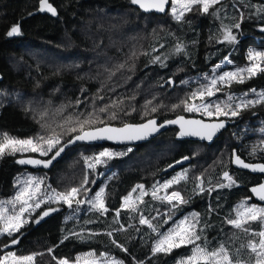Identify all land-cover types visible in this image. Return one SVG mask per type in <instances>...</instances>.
Returning a JSON list of instances; mask_svg holds the SVG:
<instances>
[{
	"label": "trees",
	"instance_id": "obj_1",
	"mask_svg": "<svg viewBox=\"0 0 264 264\" xmlns=\"http://www.w3.org/2000/svg\"><path fill=\"white\" fill-rule=\"evenodd\" d=\"M38 3L39 0H0V142L4 134L28 139L59 133L63 144L79 133L67 129L78 128L77 120L83 121L89 113H94V121L111 125L138 123L152 117L163 121L180 114L191 115L182 106L172 110L192 92L188 83L190 79L204 75L226 56L231 65L242 66L247 62L245 52L248 48L264 51V31H261L264 18L256 13L255 7L264 5V0H223L222 5L217 6L224 9L222 21L211 14L193 11L186 15L183 23H177L169 10L159 15L144 13L130 0H49L56 7L57 16L39 13ZM241 12L248 18L240 29H233L237 42H217L222 40L221 22L225 25L237 22ZM17 24L22 35L7 37V31ZM209 37L215 39L210 41ZM177 42L187 46L186 54L169 55ZM156 55H169L164 66L151 63V57ZM119 65L124 67L117 70ZM169 78L173 87L168 83ZM261 87H264V73L246 79L242 84L232 83L226 89L235 93ZM77 101L81 103L77 104ZM114 101L119 107L99 111ZM149 101L151 103L147 104ZM152 107L157 111L152 112ZM112 112L116 113L117 119H111ZM262 118L264 104H257L230 119L234 123L210 144L177 140L175 128H168L156 137L132 146L131 152L109 163L116 172L105 186L107 214L89 211L76 220H62L61 210L52 212L39 223L26 224L21 230L22 235L0 236V256L8 250L17 255L43 253L36 257L35 264H56L53 256L73 261L79 253L92 250L97 254L115 255L128 264H174L180 256L189 255L190 248L181 247L169 255H153V231L148 225L139 224V214L121 210L118 222L114 221V216L122 198L136 183L145 180L149 184L153 175L159 177L173 171L168 170V166L183 157H189L181 167L188 169V179L169 191H179L189 202L176 212L200 214L202 224L209 225L203 235L210 248L217 247L221 240L239 248L251 237L224 221L233 218L235 203L250 197V187L257 182V177L233 167V150L243 159L245 155L239 151L240 145L232 135V128L245 123L257 125L256 121ZM101 125L96 123L94 126ZM104 147L121 146L77 144L69 147L49 170H31L16 163L19 156L41 157L38 153L6 154L0 158V199L12 193L16 177L26 171L45 175L51 188L57 192L80 187L85 177L82 157ZM258 161L264 162V158L255 160ZM224 171L233 175L237 186L217 189L210 195L194 191L199 183L196 177L203 176L204 187L210 186L209 181L215 186L226 182L222 180ZM87 173L91 181L94 175ZM96 186L87 185L92 191ZM83 195L85 193L81 192L79 198ZM210 205L215 209L211 213L208 211ZM48 206H42L38 214ZM168 207L152 198H145L144 204L140 205L149 219L157 214L156 210L159 211V217L152 221L158 227L163 211ZM250 227L260 230L257 223ZM109 231L113 232L111 237L107 235ZM70 232L82 233L86 237L91 233L97 235L83 240L71 236L64 239ZM17 235V245L3 248ZM113 240L116 244L112 243ZM117 244L127 251H122ZM49 248H53L51 254ZM244 255L246 257L247 253Z\"/></svg>",
	"mask_w": 264,
	"mask_h": 264
},
{
	"label": "snow or ice",
	"instance_id": "obj_2",
	"mask_svg": "<svg viewBox=\"0 0 264 264\" xmlns=\"http://www.w3.org/2000/svg\"><path fill=\"white\" fill-rule=\"evenodd\" d=\"M133 5H138L140 9L145 12L156 11L164 13L166 11V5L169 4V0H130ZM223 0H171L170 15L177 23L185 22L187 14L193 11H199L201 14H211L217 19H221V13L224 11L223 7H217L222 5ZM256 7V13L262 15L264 18V5H258ZM211 10V11H210ZM40 12H47L52 16H57L58 12L49 0H39ZM248 18L244 13H240L239 20L233 24L225 25L221 22V36L222 40H218L219 43L227 42L228 44H234L237 42V35L234 34L233 29H240L243 21ZM235 20V17H232ZM261 31H264V24L261 25ZM7 37H13L22 35L21 27L19 24L13 25L6 33ZM215 37H209V40H213ZM195 43V42H194ZM163 47V45H161ZM187 46L183 42H177L174 47V51L169 55H181L186 54ZM155 51V49H153ZM146 55H149L146 53ZM169 55L160 56L156 55L151 57V63H159L164 66L165 61L169 58ZM248 65L244 68H235L232 71H219L221 64H216L212 68V75H205L202 79L205 83H200L199 87L193 90L190 95L181 102V105H174L172 110L177 107H183L185 111L190 113H202V115L208 117V121L204 119H186L184 116H178L174 120H167L164 123H158L156 119H147L141 124H123L120 127L112 126L110 123H104L103 121H94L92 116L94 113H89L88 118L83 121L77 120L78 128H68L69 132H77L79 134L73 135L66 144H61L62 135L59 133H53L45 136H39L36 138L17 139L9 137L4 134L2 142H0V158L4 155H15L16 153H39L42 156H47L50 152L55 150V154L51 159L41 160L33 158H24L16 161L18 164H31L42 165L48 167L52 162L59 157L65 149L73 143L78 141L92 142L96 140H113L117 142L125 141H139L147 139L149 136L157 133L165 125H178V136H197L201 140L211 141L214 136L223 128L226 127V121L238 117L241 111L254 107L257 104H264V90L257 91L256 89H250L248 92L236 96L234 93H227L224 100L217 99L216 101H210L209 98L216 96L218 92H222L224 88L230 87L232 83H244L246 79H251L257 74L264 73V51L256 49H249L247 53ZM225 63H231L229 58H224ZM123 65H119L117 70L123 68ZM115 73H111L114 75ZM168 83H173L169 79ZM186 83V82H182ZM253 95L254 99H248L249 95ZM103 99V97H100ZM191 101V102H189ZM199 101V103H197ZM80 104L81 101H77ZM150 104L151 102H146ZM109 107H119V103L114 101L111 106L99 109L100 112H107ZM152 112H156L157 108L152 107ZM223 117L224 119H221ZM111 119H117L115 112L111 113ZM96 123L103 124L102 127L94 126ZM264 132V128L260 130ZM131 152L132 149L127 150ZM264 152V140L260 141L258 145H254L250 156H255L257 152ZM125 152H114L111 149H104L98 154L92 157H82L86 168L89 170L96 169L97 165L107 164L108 161L113 158L124 156ZM232 163L242 169H250L252 172L264 174V163H246L240 158L239 155L233 152ZM189 157H183L182 160H188ZM182 161H176V164H180ZM173 167V165H169ZM188 169H183L182 172L177 173L171 179L164 181L162 184L157 182L153 185L151 191V197L153 200H159L162 203L170 205L168 212V219L163 221L167 224L169 220H172L174 213L184 204L189 201L185 200L179 191L168 190L175 184H179L181 181H186ZM199 183L196 185V189L199 194H211L217 189L232 188L237 186V181L234 179L228 171L222 173L221 182L215 186H211L209 181V187L205 188L203 176L195 178ZM95 184V180H89L86 174L80 187H72L66 192H57L55 189H50V186L46 190L42 187L44 185V178L33 177L28 175L26 177H18L15 181L17 191L12 198L6 200H0V236L6 235L11 238L14 234L22 235L23 227L30 223L29 217L35 209L41 208L42 204L49 205L46 210H43L39 218L34 222L39 223L40 219L47 217L52 212L59 211L58 208L51 207L52 202H62L69 209L74 212H79L82 205H87L89 211L105 215L108 213L109 208L106 204V187L101 186L95 191L94 195H88L92 192L89 184ZM164 191V195H159L160 191ZM139 191V195L133 198V193ZM81 192L85 193L84 198H79ZM250 192L258 198L259 201L264 202V182L253 186ZM149 193L145 191L144 185H137L129 192L128 195L122 198L120 208L116 209L114 221L118 222L121 210H128L133 213L139 214V224L148 225V227L158 234V238L152 245L151 252L153 255L157 253H163L169 255L175 249L181 247L191 246V254L177 260V264H264V206L260 204H250L248 201L251 199L245 198L234 210V218H226L224 223L230 225L232 228L243 232L245 235L250 236L246 244H241L239 248L234 247L232 244L221 240L217 247L210 248L208 239L203 233L209 227L208 224H202L199 213H190L188 216H184L182 219L176 221L174 226L168 229L167 232L160 233L159 227L153 224V220L146 217L140 209V205L144 204L143 197ZM157 215L160 213L158 210ZM209 213L215 211L209 206ZM71 218V216L69 217ZM90 222V221H89ZM257 223L260 226L259 231L252 230L250 225ZM123 225H121V229ZM120 229H116L119 231ZM139 230V229H138ZM97 233H91L87 237L82 233L70 232L64 239L76 237L77 239H91L92 236ZM107 235L111 237L112 231L107 232ZM19 243V235L16 238L10 240V244L4 245L3 248L7 249L11 246ZM116 244V241H112ZM122 251H127L122 245H118ZM48 252L51 254L53 248H49ZM244 253H247L245 257ZM43 255V253H32L27 255H17L14 251H7L4 255L0 256V264H35L36 257ZM100 258L96 257L94 252H89L77 256L74 261H70L68 258L57 259L56 264H123V261L116 260L114 257H109L107 253H101ZM143 264V262H139Z\"/></svg>",
	"mask_w": 264,
	"mask_h": 264
},
{
	"label": "rangeland",
	"instance_id": "obj_3",
	"mask_svg": "<svg viewBox=\"0 0 264 264\" xmlns=\"http://www.w3.org/2000/svg\"><path fill=\"white\" fill-rule=\"evenodd\" d=\"M170 8H171V0H170L169 12H170ZM249 49L259 50L257 48H248V50ZM248 50H247V52H245V58H246V60H247ZM231 63H225L224 62V59H222L220 62L217 63V64H221V69L219 71H221V72H223V71H232L235 68H244L246 65H248L249 62L247 60L246 64H244L242 66L231 65ZM213 66L210 67V69L204 75L193 77L192 79H190L188 81L189 85L192 87V91L199 87V84L197 83V81H199L200 83H205V81L202 78L205 75H209V76L212 75V68H213ZM226 88H224L222 92H218L216 94V96L209 98V100L210 101H216L217 99L224 100L225 97H226V94L229 93V91ZM254 89H256L257 91H260V90H264V87L254 88ZM246 92H248V91H246ZM230 93H234V92H230ZM243 93H245V92H235L234 94L236 96H240ZM254 98L255 97L253 95H251V94L248 96V99H254ZM197 103H199V101H197ZM187 113H190V112H187ZM190 114L191 115H196V116H201L203 118L209 119L208 117L202 115V113H190ZM256 123H257V125H249V124L245 123V124H242L241 127L236 126V127H233L232 128L233 129L232 135L237 138V142L240 145L239 151L242 152V154H244L245 157L250 158L252 160H258V159L264 158V152H260V151H258L255 156H250V152L252 151L253 146L254 145H258V143L260 141L264 140V138L261 137V136L264 137V132H261L260 131L262 128H264V118L256 121ZM253 134H256V135H253ZM129 148L132 149V146L104 147V148L98 149V150H96V151H94V152H92V153H90L88 155H85V156L92 157L95 154H98L100 151H103L104 149H111L114 152H125V153H128L127 150ZM40 156L43 157L42 155H40ZM110 161H108L107 164L97 165L96 169H94V170L87 169L86 168V165H85V175L86 174L89 175V173H87V171L93 173L94 177H93L92 180H95L96 181L95 184H97L96 188L91 193L88 194L89 196L90 195H94L95 191L98 190L99 187L106 186V183L108 182V180L110 179V177L115 174L116 168H111L110 167V165H109ZM182 170H183V168L175 169V170L173 169V171H171V172H169V173H167V174H165L163 176H159V177H157L158 174L153 175L152 180H151V182L149 184H146V182L144 180V182H138V183H136L132 187V189L135 188L137 185H141V184L144 185L145 186V191H147L149 194L146 195V196H144L143 199H145V198H150L151 199L152 197H151V194L150 193L153 190V185H156L157 182H159V183L162 184L164 181L171 179L177 173L182 172ZM28 175H32L33 177H42V178H44V185H42V187L45 188L46 190L50 186V184L48 182V179H47V177L45 175L40 174V173L27 172V171L21 173V175H18L16 177L15 181L17 180L18 177H26ZM92 185L94 186V184H91L90 183V186H92ZM50 189H52L51 186H50ZM132 189L129 192H132ZM17 190H18L17 189V186L14 184V190L12 191V193L10 195H8L6 198H2L0 200H6V199H9V198H12L15 195V192ZM171 191H177V190H170V191L168 190L169 193ZM129 192H128V194H129ZM132 195H133V198H135L136 196L139 195V191L134 192ZM159 195H164V191L161 190L160 193H159ZM84 197H85V195H83L82 198H84ZM243 200H245V198L239 200L237 203L234 204L233 211L235 209H237L238 205H240L241 201H243ZM248 202L250 204H252V203L259 204V203H256V202H252L251 200H249ZM44 205H46V204H42L41 205V208ZM50 205H54L53 206L54 208H58L59 210L62 211V220H69V219L76 220L79 217V215L85 214V213L89 212V209H88V206L87 205H82L79 212H74L73 210L69 209L66 205H64L62 202H60V203L52 202ZM260 205L261 206H264L262 204H260ZM168 206L169 207L166 210L163 211V217L160 220V222H161V225L159 227L160 233L167 232L168 229H170V228H172L174 226V223L176 221L182 219L184 216H188L190 213H195L193 211L186 212V213L175 212L174 215H173L172 220H169L167 224H164L163 221L165 219H168V215L167 214L169 212L170 205H168ZM41 208L35 209L33 211L32 216L29 217V219H30L31 222H34L36 219H38L39 215L41 214V212H39V214H38V211ZM70 216H71V218H69ZM153 217H159V216L156 214ZM233 218H234V216H233ZM153 234H154V239H153L152 245L155 242V240L158 238V234L156 232H153ZM152 245H151V248H152ZM186 248H190V253H189V255H190L191 254V246H187ZM8 251H12V250H8ZM89 252H93V251L92 250L84 251V252L79 253L77 256H81L82 254L89 253ZM95 254H96V257H98V258L101 259V261L103 260V258L100 257V254H97V253H95ZM109 257H114L116 260L123 261V264H128L125 260H123L122 258L117 257L115 255L109 254ZM182 257H185V256H180L177 260H179ZM177 260L174 262V264H177Z\"/></svg>",
	"mask_w": 264,
	"mask_h": 264
},
{
	"label": "water",
	"instance_id": "obj_4",
	"mask_svg": "<svg viewBox=\"0 0 264 264\" xmlns=\"http://www.w3.org/2000/svg\"><path fill=\"white\" fill-rule=\"evenodd\" d=\"M137 8H139V6L138 5H135ZM169 6H170V0H169V4L168 5H166V11L164 12V13H166L168 10H169ZM38 9H39V3H38ZM38 9H37V11H38ZM140 9V8H139ZM142 12H144V13H155V14H164V13H159V12H156V11H149V12H145V11H143L142 9H140ZM39 13H41V14H44V13H46V14H48V15H51V14H49V13H47V12H40V11H38ZM2 79V75H1V73H0V80ZM169 79H171V78H169ZM169 79H168V81H169ZM172 80V79H171ZM173 85H174V83H171V87H173ZM178 116H184L186 119H204L205 121H208V119H206V118H203V117H201V116H196V115H184V114H180V115H176L175 117H173V118H168V119H165V120H163V121H159V119L158 118H156V117H152V118H148V119H156L157 120V122L158 123H164L165 121H167V120H174V119H176ZM221 119H224V118H221ZM147 120V119H146ZM146 120H144V121H142V122H138V123H125V124H141V123H144ZM234 122H233V120H227L226 121V127L225 128H223V129H221L217 134H216V136H214L213 137V139L211 140V141H208V140H201L199 137H197V136H184V137H181V136H178L177 135V133H178V131H179V126L178 125H172V124H169V125H165V127H163V128H161L157 133H155V134H153L152 136H149L147 139H144V140H139V141H125V142H117V141H113V140H106V139H102V140H96V141H92V142H85V141H78V142H76V143H73V144H70L66 149H65V151L69 148V147H72V146H75V145H77V144H96V143H107V144H111V145H114V146H135V145H137V144H140V143H143V142H146V141H148V140H150V139H152V138H154V137H156L159 133H161L162 131H165L166 129H168V128H175V130H176V134H175V137H176V139L177 140H184V139H189V140H197V141H199V142H205V143H207V144H210V143H212L217 137H218V135L224 130V129H226L228 126H230V125H232ZM123 125V124H122ZM122 125H112V126H115V127H120V126H122ZM103 125H101V126H97V127H102ZM79 134V133H78ZM75 135H77V134H75ZM68 141V140H67ZM67 141L65 142V143H63V144H66L67 143ZM65 151L59 156V157H57L53 162H52V164L51 165H49L48 167H44V166H42V165H31V164H19V165H21L22 167H25V168H29V169H31V170H39V169H42V170H49L54 164H55V162L58 160V159H60L62 156H63V154L65 153ZM233 152H234V150H233ZM233 152H232V156H231V161H232V159H234V157H233ZM235 153L238 155V153L236 152V150H235ZM55 154V150L52 152V154L50 155V156H48V157H38V156H33V155H22V156H19L18 158H17V160H19V159H24V158H33V159H41V160H47V159H51V157L53 156ZM240 158L242 159V160H244L241 156H240ZM16 160V161H17ZM178 161H182L180 164H176V162H174V163H172L171 165H173V167H169L168 166V170H173V169H178V168H180V167H182L184 164H186L187 162H188V160H182V159H180V160H178ZM245 161V160H244ZM246 163H264V162H261V161H258V162H249V161H245ZM232 163V162H231ZM232 165H233V167L235 168V169H237V170H240V171H245V172H248V173H251V174H254V175H262V176H264V174H259V173H255V172H252L250 169H242V168H239L237 165H235V164H233L232 163ZM261 182H264V180L263 181H261ZM260 182V183H261ZM259 183H257V184H255V185H252L251 187H250V189L253 187V186H256V185H258ZM250 194H251V196L256 200V201H258L259 203H261V204H263L264 205V202H261V201H259L258 200V198H256L255 196H253V194L250 192ZM45 218V217H44ZM43 218V219H44Z\"/></svg>",
	"mask_w": 264,
	"mask_h": 264
},
{
	"label": "flooded vegetation",
	"instance_id": "obj_5",
	"mask_svg": "<svg viewBox=\"0 0 264 264\" xmlns=\"http://www.w3.org/2000/svg\"><path fill=\"white\" fill-rule=\"evenodd\" d=\"M240 156V155H239ZM245 159V161H249V162H255V160H248V158H244ZM181 168V167H180ZM180 168H178V169H180ZM245 172V171H244ZM248 173V172H247ZM250 175H254V174H251V173H249ZM254 176H256L257 177V182L256 183H254L253 185H255V184H257V183H260L261 181H263L264 180V176H262V175H254ZM227 182V181H226ZM225 182V183H226ZM205 188H208V187H205ZM249 192H250V190H249ZM250 197H251V201L252 202H256V203H259L258 201H256L252 196H251V194H250ZM247 198H249V197H247ZM259 204H261V203H259ZM263 205V204H262Z\"/></svg>",
	"mask_w": 264,
	"mask_h": 264
}]
</instances>
